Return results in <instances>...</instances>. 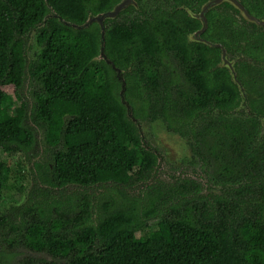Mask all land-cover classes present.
Wrapping results in <instances>:
<instances>
[{
  "label": "trees",
  "instance_id": "obj_1",
  "mask_svg": "<svg viewBox=\"0 0 264 264\" xmlns=\"http://www.w3.org/2000/svg\"><path fill=\"white\" fill-rule=\"evenodd\" d=\"M113 2L0 0V151L28 153L40 142L45 156L34 167L46 188L34 193V200L0 211V264H9L4 245L44 252L64 259L63 264H264V163L260 142L253 141L254 122L245 134L241 122L223 119L221 128L230 137L222 134L216 141L210 135L217 144L209 146V154L218 166L210 179L220 193L208 198L192 180L165 189L161 183L137 184L148 177L154 156L135 149L138 138L119 100L115 73L110 62L96 58L99 30L63 22L80 24L87 11L99 12ZM49 7L62 21L45 17ZM139 23L113 20L106 27L104 51L114 66L137 52L134 35H141L143 46L151 44ZM32 31L35 50L29 58ZM181 42L178 37L179 47ZM223 72L215 82L225 98L219 105L228 107L236 90ZM26 80L39 88L30 114L19 102ZM128 86L126 99L136 89ZM246 88L259 95L264 91L254 83ZM11 99L17 102L12 109ZM4 168L0 159V202ZM55 185L69 192L57 198ZM91 185V195L97 185H107L116 187L119 198H89Z\"/></svg>",
  "mask_w": 264,
  "mask_h": 264
},
{
  "label": "flooded vegetation",
  "instance_id": "obj_2",
  "mask_svg": "<svg viewBox=\"0 0 264 264\" xmlns=\"http://www.w3.org/2000/svg\"><path fill=\"white\" fill-rule=\"evenodd\" d=\"M118 2L121 6L116 15L101 21L94 18L101 12L110 11ZM49 8L51 11L45 16L59 18ZM113 20L119 24L138 20L151 39V44L143 46L141 35H134L137 52L133 56L131 54L126 64L117 67L118 74L110 61L119 83V100L124 106L128 105L125 110L138 138L135 149L140 153L145 150L154 156L148 177L140 179L137 184L161 183V188L165 189L172 184H186L192 180L199 185V193L208 198L220 193V186L214 185L210 179L218 166L214 156L209 154V146L217 144L211 134L216 136V141L222 134L230 137L221 128L220 120L223 119L231 125L241 122L246 128V131L243 130L245 134L254 122L253 141L260 142L259 161L264 163V91L259 95L248 92L246 88L252 83L258 89L264 86V0H115L109 8L99 12L87 11L85 20L80 24L63 22L74 28L83 24L89 29L96 26L99 45L103 40L105 50V30ZM33 36L32 31L27 39V44L30 43L26 50L29 58L33 57L35 50L31 48ZM178 37L182 41L180 47ZM257 67L260 72L256 71ZM221 69L224 70L221 75L228 76L236 90L234 101L228 107L219 105L220 99H225L218 93L220 84L215 82ZM29 83L26 80L19 102L28 105L30 114L39 88L35 83ZM128 84L141 93L133 88L126 99ZM212 84L216 87L210 92ZM202 136H206L205 141ZM228 151L234 154L233 147H229ZM22 154L28 162L25 196L20 203L6 209L22 205L30 198L34 200L31 197L34 193L46 190L38 179V169L34 167V162L40 163L44 159L43 146L39 142L32 152ZM52 188L57 198L65 197L69 192V189L60 190L57 185ZM93 191L91 195V185L86 195L94 199L103 194L119 198L116 187L97 185ZM9 233L15 235L11 230ZM2 248L7 251L9 264L40 262L41 257L23 254L22 249L29 250L24 246L4 245ZM49 258L59 264L65 261L59 257Z\"/></svg>",
  "mask_w": 264,
  "mask_h": 264
},
{
  "label": "rangeland",
  "instance_id": "obj_3",
  "mask_svg": "<svg viewBox=\"0 0 264 264\" xmlns=\"http://www.w3.org/2000/svg\"><path fill=\"white\" fill-rule=\"evenodd\" d=\"M5 89L8 91L9 95L13 94L12 87L10 85L6 86ZM24 90V88H23ZM22 90V91H23ZM10 95V96H11ZM12 98V97H11ZM12 102L9 108L16 106L17 102L11 99ZM172 142V141H171ZM175 145H178V142H172ZM0 159L4 160L5 168L3 172V190H2V199L0 202V211L8 208V206L16 205L24 199V187L27 184V164L26 158L22 153L15 155H6L0 151ZM23 254L26 256L41 257L43 259H50V255H46L44 252H37L30 249H22ZM57 262V260H54ZM58 263V262H57ZM38 264V263H33ZM40 264V262H39ZM59 264V263H58Z\"/></svg>",
  "mask_w": 264,
  "mask_h": 264
},
{
  "label": "water",
  "instance_id": "obj_4",
  "mask_svg": "<svg viewBox=\"0 0 264 264\" xmlns=\"http://www.w3.org/2000/svg\"><path fill=\"white\" fill-rule=\"evenodd\" d=\"M119 6H121V4L119 5V2L110 10V11H106V12H101L99 14H97L96 16H94V18L98 21H101V19L105 18V17H113L114 15H116V13L119 11ZM46 17V16H45ZM44 17V18H45ZM86 24L81 25L80 27H85ZM97 59H102V58H106L105 57V53H104V41L101 40V46L99 49V54L96 57ZM107 62H110L109 59H106ZM113 68L116 70L117 74L119 73V69L117 67H115L113 65V63H111ZM126 107H128V105H126Z\"/></svg>",
  "mask_w": 264,
  "mask_h": 264
}]
</instances>
